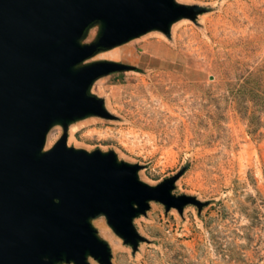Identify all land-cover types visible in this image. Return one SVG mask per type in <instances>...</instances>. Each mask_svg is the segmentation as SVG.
Listing matches in <instances>:
<instances>
[{
    "label": "rangeland",
    "instance_id": "obj_1",
    "mask_svg": "<svg viewBox=\"0 0 264 264\" xmlns=\"http://www.w3.org/2000/svg\"><path fill=\"white\" fill-rule=\"evenodd\" d=\"M176 1L203 13L175 23L171 37L151 32L88 61L128 70L92 89L114 118L72 124L68 145L113 150L151 186L182 173L173 194L203 207L181 215L152 202L134 221L146 239L135 254L104 217L93 224L113 264H264V0ZM62 133L50 131L46 150Z\"/></svg>",
    "mask_w": 264,
    "mask_h": 264
},
{
    "label": "water",
    "instance_id": "obj_2",
    "mask_svg": "<svg viewBox=\"0 0 264 264\" xmlns=\"http://www.w3.org/2000/svg\"><path fill=\"white\" fill-rule=\"evenodd\" d=\"M201 13L176 0H0V264H113L97 218L135 254L146 239L134 221L152 202L181 215L202 209L173 194L182 173L151 186L113 150L68 145L72 124L114 118L92 89L128 70L91 58L151 32L171 37L175 23ZM56 126L63 133L46 150Z\"/></svg>",
    "mask_w": 264,
    "mask_h": 264
},
{
    "label": "bare ground",
    "instance_id": "obj_3",
    "mask_svg": "<svg viewBox=\"0 0 264 264\" xmlns=\"http://www.w3.org/2000/svg\"><path fill=\"white\" fill-rule=\"evenodd\" d=\"M122 54H123V53H122ZM72 133H73V129L71 128V130H70V134L72 135ZM50 141H51V139L48 138L47 143L49 144ZM95 223L102 227L103 233H104V235H105L107 238H109V239L112 240L113 242L115 241V238H114V237L112 236V234L106 229V227L104 226V224H103V222H102L101 220H97Z\"/></svg>",
    "mask_w": 264,
    "mask_h": 264
}]
</instances>
